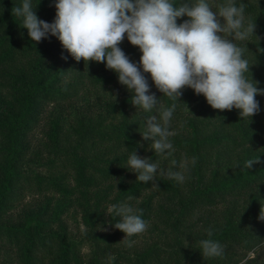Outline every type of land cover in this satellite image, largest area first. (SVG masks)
<instances>
[{"label": "trees", "instance_id": "obj_1", "mask_svg": "<svg viewBox=\"0 0 264 264\" xmlns=\"http://www.w3.org/2000/svg\"><path fill=\"white\" fill-rule=\"evenodd\" d=\"M171 2L178 6L185 0ZM207 2L217 11L228 0ZM31 3L39 19L54 21L55 0ZM233 3L246 5L245 26L255 23L254 35L234 43L245 47L243 58L250 65L245 76L264 89V0ZM22 4L23 0H0V264H257L244 256L257 254L264 243V221L258 219L264 211V95L255 97L260 111L249 121L241 119L238 109H213L191 88H184L174 101L156 88L150 73H144L159 99L156 108L147 112L134 106L132 93L122 85L127 91L119 102L111 103L106 117L79 119L67 126L58 119L50 121L47 175L26 170L30 134L47 106L73 100L86 87L121 84L105 63L75 61L54 36L32 41L22 27L23 18L12 14L13 7ZM186 19L178 18L177 24ZM119 47L139 64L142 53L126 34ZM173 103L168 128L174 133L169 137L174 151L157 154L152 141L141 134L152 115L163 126L159 113ZM134 151L159 164L154 181L145 184L136 180V173L131 175L127 161ZM257 157L260 163L247 169L245 162ZM169 168L183 171L184 181L161 174ZM69 179L76 181L80 192L103 188V197L113 195V205L126 203L142 210L141 218L160 241L135 250L124 247L117 230L95 229L96 219L106 220L100 211L85 216L89 229L79 238L60 222L58 209L50 216L42 210L25 214L19 223L8 222L7 215L26 193L53 190L69 197L73 187L64 182ZM129 196L135 199L129 201ZM139 197L143 200L135 204ZM119 219L115 212L108 217L111 225ZM204 239L223 245V256L204 258L200 247Z\"/></svg>", "mask_w": 264, "mask_h": 264}, {"label": "clouds", "instance_id": "obj_2", "mask_svg": "<svg viewBox=\"0 0 264 264\" xmlns=\"http://www.w3.org/2000/svg\"><path fill=\"white\" fill-rule=\"evenodd\" d=\"M54 6L56 15L51 23L38 18L31 0L13 7L12 14L23 18L22 27L28 30L32 41L39 43L51 35L75 61L105 63L107 69L117 73L119 83L132 93L134 106L150 112L159 102L144 75L150 73L156 88L174 101H179L187 87L203 95L213 109L235 108L240 110L241 119L249 121L259 113L255 97L264 95V89L245 76L250 68L243 58L245 47L234 43L254 35L255 23L245 26L244 3L236 6L233 0H228L217 11L207 0L196 3L185 0L178 6L171 0H55ZM185 16L188 19L177 24L178 18ZM125 34L142 53L139 64L131 62L119 47ZM175 108L173 103L160 111L163 126L156 115L146 120V131L141 135L145 141H152L151 147L157 154L170 155L174 151L169 141L174 133L168 124ZM127 163L137 174L136 180L145 184L154 181L159 164L150 157H141L134 151ZM256 163H260L259 157L248 159L245 167L251 169ZM172 164L176 166L177 162L174 160ZM179 167L184 169L185 164ZM161 174L181 183L185 179L183 171L172 168ZM133 199L128 197L129 201ZM109 211L120 217L111 226L125 233L123 240L131 247L134 241L126 238L144 232L148 226L141 218L142 210L122 203L111 205ZM258 219L264 221L262 209ZM212 234L209 230L208 236ZM200 247L204 258L224 254V246L213 239L201 240Z\"/></svg>", "mask_w": 264, "mask_h": 264}, {"label": "rangeland", "instance_id": "obj_3", "mask_svg": "<svg viewBox=\"0 0 264 264\" xmlns=\"http://www.w3.org/2000/svg\"><path fill=\"white\" fill-rule=\"evenodd\" d=\"M126 91L127 89L122 85H116L108 89L86 87L73 100L47 106L40 124L30 134L31 146L24 160L25 169L38 172L43 176L47 175L44 165L45 161L51 156L46 136L50 121L58 119L62 126H67L76 123L79 119H101L109 113L111 103L119 102ZM130 173L131 175L135 174L132 169ZM64 182L73 187V192L69 197L53 190H47L40 194L26 193L7 215L8 222L19 223L25 214L42 210H46L47 216H50L58 209L60 222L66 225L71 236L79 238L89 229L85 222V216L91 212L96 215L100 211L104 214L106 220L96 219L94 222L95 229L100 233H111L117 230L121 236L122 246L125 244L124 247H128L123 240L125 233L112 227L108 221V217L112 213L109 208L113 205L111 192L108 196L103 197V188L100 190L98 187L93 186L89 192L83 193L75 186L76 181L74 179L64 180ZM141 200H143V197H139L135 204ZM98 205L100 206L98 207ZM126 239L134 241L133 245L129 247L133 250L141 248L148 242L160 241L158 233L151 227H147L144 232ZM245 256V259L253 258L256 259L257 264H263L264 243L263 248L257 254L248 252Z\"/></svg>", "mask_w": 264, "mask_h": 264}]
</instances>
